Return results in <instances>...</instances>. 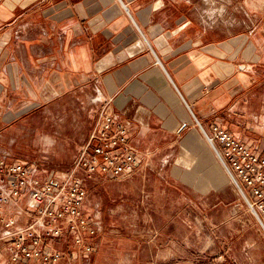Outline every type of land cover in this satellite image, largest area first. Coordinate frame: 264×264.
I'll list each match as a JSON object with an SVG mask.
<instances>
[{"label":"crops","instance_id":"1","mask_svg":"<svg viewBox=\"0 0 264 264\" xmlns=\"http://www.w3.org/2000/svg\"><path fill=\"white\" fill-rule=\"evenodd\" d=\"M248 1L0 0V130L17 128L16 107L74 100L98 120L104 109L117 115L140 159L181 139L201 146L194 118L242 139L250 122L242 105L250 107L264 85V0L254 8ZM10 156L0 150L14 163ZM89 209L87 199V217ZM32 211L28 196L1 206L0 264H52L13 261L9 241ZM10 219L17 224L6 229ZM93 222L98 234L85 236L93 251L75 252L64 235L49 245L62 254L54 264H152L147 241L108 238L99 234L101 219Z\"/></svg>","mask_w":264,"mask_h":264},{"label":"rangeland","instance_id":"2","mask_svg":"<svg viewBox=\"0 0 264 264\" xmlns=\"http://www.w3.org/2000/svg\"><path fill=\"white\" fill-rule=\"evenodd\" d=\"M247 4L254 8L256 3ZM65 104L16 107L22 117L15 130H0V150L11 155V162L38 165L43 180L52 172H71L99 120L74 100ZM246 111L250 122L242 140L264 155V85L250 107L242 105V114ZM201 137V146L181 139L139 157L134 174L123 181L100 174L89 178L77 170L75 176L85 180L88 191L89 219H101L99 234L108 238L119 233L147 241L152 264H219L221 259L226 264H264V231Z\"/></svg>","mask_w":264,"mask_h":264},{"label":"built area","instance_id":"3","mask_svg":"<svg viewBox=\"0 0 264 264\" xmlns=\"http://www.w3.org/2000/svg\"><path fill=\"white\" fill-rule=\"evenodd\" d=\"M194 121L203 132L198 120L194 118ZM128 136V126L117 115L104 109L97 128L69 173L52 174L43 180L39 178L35 165L0 159V218L2 205L25 196L30 198L33 210L32 222L18 230L9 241L14 251L13 261L34 259L57 263L62 254L49 245L64 235L73 238L75 252L93 251L85 236L95 237L98 225L84 214L88 191L84 179L75 176V172L82 171L89 178L96 174L118 181L130 178L140 156ZM206 138L219 151L233 185L264 231V155L219 124L212 126ZM16 224L15 219H10L4 225L11 229ZM219 264L226 263L221 259Z\"/></svg>","mask_w":264,"mask_h":264},{"label":"bare ground","instance_id":"4","mask_svg":"<svg viewBox=\"0 0 264 264\" xmlns=\"http://www.w3.org/2000/svg\"><path fill=\"white\" fill-rule=\"evenodd\" d=\"M203 134L205 135V138H206V136H207V133L203 130ZM206 140L208 141V143H209V145L211 146V148L213 149V151L215 152V154H216V156H217V158L219 159V161L221 162V159H220V157H221V155H220V153H219V151L213 146V144L211 143V140L210 139H207L206 138ZM221 164H222V162H221ZM222 166H223V168L225 169V171H226V173H227V175L229 176V174H228V171L226 170V168L224 167V165L222 164ZM229 179H230V181L232 182V180H231V178H230V176H229ZM233 183V182H232Z\"/></svg>","mask_w":264,"mask_h":264}]
</instances>
